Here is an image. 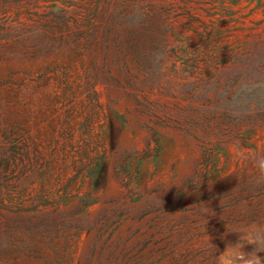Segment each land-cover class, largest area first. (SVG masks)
<instances>
[{
    "label": "rangeland",
    "instance_id": "1",
    "mask_svg": "<svg viewBox=\"0 0 264 264\" xmlns=\"http://www.w3.org/2000/svg\"><path fill=\"white\" fill-rule=\"evenodd\" d=\"M92 89L106 158L72 191L94 202L0 208V264H219L236 243L257 249L242 229L264 239V0H0V125L42 130L53 184L51 124L77 127ZM151 128L163 148L140 161ZM125 160L140 172L129 187Z\"/></svg>",
    "mask_w": 264,
    "mask_h": 264
},
{
    "label": "trees",
    "instance_id": "2",
    "mask_svg": "<svg viewBox=\"0 0 264 264\" xmlns=\"http://www.w3.org/2000/svg\"><path fill=\"white\" fill-rule=\"evenodd\" d=\"M98 108L101 106L97 92L92 89V94L83 106V113L79 116L77 127L68 119L62 120L59 126L51 124L60 143L57 147L61 152L58 184H53L50 179L48 171L53 165L45 157L42 130L25 122L0 125V208L15 203L22 209L27 206V201L29 208L59 205L67 203L71 198H78L83 209L94 202L90 191L79 195L72 190L76 180L83 183L87 179L91 186L97 177L99 166L106 158L102 138L95 130V123L100 119ZM150 131L146 147L138 155L140 161L156 159L162 151L163 145L157 130L151 128ZM68 144L70 150L66 149ZM55 152L54 148L52 156ZM214 158L215 153L203 147L205 166L211 164ZM64 170L71 173L66 175ZM115 170L126 187L139 180V169L132 170L127 160L116 166Z\"/></svg>",
    "mask_w": 264,
    "mask_h": 264
},
{
    "label": "clouds",
    "instance_id": "3",
    "mask_svg": "<svg viewBox=\"0 0 264 264\" xmlns=\"http://www.w3.org/2000/svg\"><path fill=\"white\" fill-rule=\"evenodd\" d=\"M258 167L264 170V159L258 161ZM246 233L243 239L248 244H257L258 247L254 252L245 254L241 249L244 244L236 243L233 246L227 247L219 256V264H264V260L257 255V252L264 251V239L257 233L253 238L255 229H242Z\"/></svg>",
    "mask_w": 264,
    "mask_h": 264
}]
</instances>
